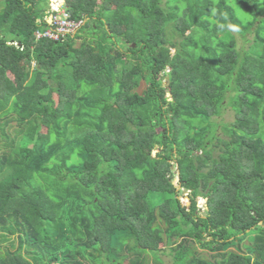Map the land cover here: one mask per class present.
Masks as SVG:
<instances>
[{"label": "trees", "instance_id": "16d2710c", "mask_svg": "<svg viewBox=\"0 0 264 264\" xmlns=\"http://www.w3.org/2000/svg\"><path fill=\"white\" fill-rule=\"evenodd\" d=\"M125 260L264 264V0H0V264Z\"/></svg>", "mask_w": 264, "mask_h": 264}, {"label": "built area", "instance_id": "2783aa9c", "mask_svg": "<svg viewBox=\"0 0 264 264\" xmlns=\"http://www.w3.org/2000/svg\"><path fill=\"white\" fill-rule=\"evenodd\" d=\"M45 21L47 25L44 28L34 31L36 39L62 40L67 35H73L81 24V22L74 21L69 17V13L61 2L52 5L47 16H45Z\"/></svg>", "mask_w": 264, "mask_h": 264}, {"label": "rangeland", "instance_id": "374dc122", "mask_svg": "<svg viewBox=\"0 0 264 264\" xmlns=\"http://www.w3.org/2000/svg\"><path fill=\"white\" fill-rule=\"evenodd\" d=\"M55 2H51L50 3V6H49V10H50V8L52 7V5L54 4ZM32 66H34V65H32ZM165 82V81H164ZM222 118L224 119V120H230V119H232L233 118V113H232V111L231 110H228V111H226V112H224L223 114H222ZM155 152H156V149H153L152 150V155L153 154H155ZM177 177H175L174 179H173V182H177V179H176ZM187 192H182L181 191V193L178 195V197L180 198V200L182 201V202H184V203H186V201H187V194H186ZM196 200H197V207H198V209H197V212L200 214V215H203L204 214V209H205V200H204V198H201V197H197L196 198ZM253 234L252 233H250L249 234V236L251 237ZM164 259H165V261H168L169 260V257H163ZM128 261L127 260H125L122 264H128L127 263ZM168 263V262H167Z\"/></svg>", "mask_w": 264, "mask_h": 264}, {"label": "water", "instance_id": "95a60500", "mask_svg": "<svg viewBox=\"0 0 264 264\" xmlns=\"http://www.w3.org/2000/svg\"><path fill=\"white\" fill-rule=\"evenodd\" d=\"M177 172V171H176ZM177 177V176H176ZM177 179V182H173L174 185H176L177 188H179V185H178V177L176 178Z\"/></svg>", "mask_w": 264, "mask_h": 264}]
</instances>
